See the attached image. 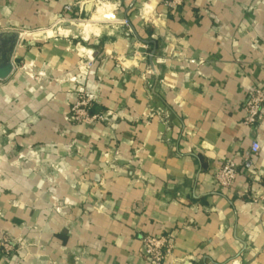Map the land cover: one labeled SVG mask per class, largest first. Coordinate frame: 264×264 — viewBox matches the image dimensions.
Instances as JSON below:
<instances>
[{
    "label": "crops",
    "instance_id": "crops-1",
    "mask_svg": "<svg viewBox=\"0 0 264 264\" xmlns=\"http://www.w3.org/2000/svg\"><path fill=\"white\" fill-rule=\"evenodd\" d=\"M0 32L20 33L0 80V236L16 241L0 264H151L146 235L174 239L165 264H264V125L244 109L264 87V0H0ZM82 93L109 121L70 119Z\"/></svg>",
    "mask_w": 264,
    "mask_h": 264
},
{
    "label": "built area",
    "instance_id": "built-area-1",
    "mask_svg": "<svg viewBox=\"0 0 264 264\" xmlns=\"http://www.w3.org/2000/svg\"><path fill=\"white\" fill-rule=\"evenodd\" d=\"M186 0H165V4L171 10L184 5ZM73 12V6L68 4L65 6L64 15ZM127 24V21H124ZM20 34V33H19ZM89 66L93 65L90 61ZM82 92V91H81ZM96 101L94 94L82 93L79 99L72 106L70 111V119L74 122H93L96 120L109 121V113L92 112L93 105ZM245 123L257 130L264 125V87L256 86L248 90V94L244 101ZM260 144L254 140L243 155L238 159L230 160L222 164L215 171L216 183L222 188L231 187L238 174L240 168L249 162L251 157L259 152ZM250 169L252 166H249ZM258 198L264 201V191L259 193ZM141 253L151 264H165L166 260L172 253L174 248V239L170 235H146L142 238ZM16 241L8 236H0V250L10 254L16 248Z\"/></svg>",
    "mask_w": 264,
    "mask_h": 264
},
{
    "label": "water",
    "instance_id": "water-1",
    "mask_svg": "<svg viewBox=\"0 0 264 264\" xmlns=\"http://www.w3.org/2000/svg\"><path fill=\"white\" fill-rule=\"evenodd\" d=\"M19 32H0V80L7 79L14 69V53Z\"/></svg>",
    "mask_w": 264,
    "mask_h": 264
},
{
    "label": "rangeland",
    "instance_id": "rangeland-1",
    "mask_svg": "<svg viewBox=\"0 0 264 264\" xmlns=\"http://www.w3.org/2000/svg\"><path fill=\"white\" fill-rule=\"evenodd\" d=\"M81 26L85 27L86 25L85 24H82Z\"/></svg>",
    "mask_w": 264,
    "mask_h": 264
},
{
    "label": "bare ground",
    "instance_id": "bare-ground-1",
    "mask_svg": "<svg viewBox=\"0 0 264 264\" xmlns=\"http://www.w3.org/2000/svg\"><path fill=\"white\" fill-rule=\"evenodd\" d=\"M100 10H102V7L100 8ZM92 28V27H91Z\"/></svg>",
    "mask_w": 264,
    "mask_h": 264
}]
</instances>
